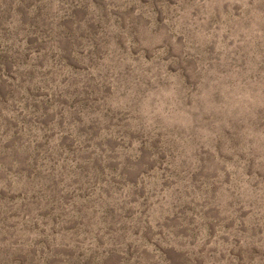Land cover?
Listing matches in <instances>:
<instances>
[{
    "label": "rangeland",
    "instance_id": "1",
    "mask_svg": "<svg viewBox=\"0 0 264 264\" xmlns=\"http://www.w3.org/2000/svg\"><path fill=\"white\" fill-rule=\"evenodd\" d=\"M0 264H264V0H0Z\"/></svg>",
    "mask_w": 264,
    "mask_h": 264
}]
</instances>
